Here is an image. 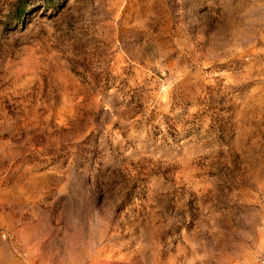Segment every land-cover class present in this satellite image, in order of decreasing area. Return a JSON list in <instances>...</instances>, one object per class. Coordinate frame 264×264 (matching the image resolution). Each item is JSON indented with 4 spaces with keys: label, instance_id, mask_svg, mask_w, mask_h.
Wrapping results in <instances>:
<instances>
[{
    "label": "rangeland",
    "instance_id": "obj_1",
    "mask_svg": "<svg viewBox=\"0 0 264 264\" xmlns=\"http://www.w3.org/2000/svg\"><path fill=\"white\" fill-rule=\"evenodd\" d=\"M0 264H264V0H0Z\"/></svg>",
    "mask_w": 264,
    "mask_h": 264
}]
</instances>
